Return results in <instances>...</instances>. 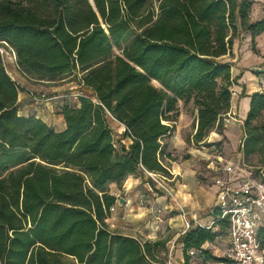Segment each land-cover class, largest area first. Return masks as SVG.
Wrapping results in <instances>:
<instances>
[{
  "label": "trees",
  "instance_id": "1",
  "mask_svg": "<svg viewBox=\"0 0 264 264\" xmlns=\"http://www.w3.org/2000/svg\"><path fill=\"white\" fill-rule=\"evenodd\" d=\"M252 2L0 0V44L27 76L76 74L91 90L76 104H61L64 128L56 130L18 112L20 86L0 55V264H164L167 237L139 239L108 227L116 202L109 187L129 175L167 173L161 140L178 100L197 109L195 142L222 132L238 76L221 59L232 55L240 32L253 41L264 31V18L250 20ZM249 97L244 156L264 154V125L253 123L264 93ZM110 119L122 127L119 147ZM261 163L252 168L264 182ZM214 226L227 236L228 220L218 219L176 239L182 264H189L188 250L216 238ZM257 239L264 264V219Z\"/></svg>",
  "mask_w": 264,
  "mask_h": 264
},
{
  "label": "rangeland",
  "instance_id": "2",
  "mask_svg": "<svg viewBox=\"0 0 264 264\" xmlns=\"http://www.w3.org/2000/svg\"><path fill=\"white\" fill-rule=\"evenodd\" d=\"M252 6L250 11V20L256 21L261 18H264V0H252ZM250 32H240L239 37L234 39V42L237 40L241 41L240 44L248 43V49H247V55H244V46H241L240 51L238 50L237 53H232L231 56H225L221 59L222 62H227L231 64V76L236 77L237 75L242 76V74H246L250 77L251 80L254 82L258 81L260 84V92L264 93V31L257 34L253 41L249 37ZM8 53L3 54L2 57V63L10 75L12 79H14L18 85L20 86V92H22L26 98H22L21 100V108L29 113H40L45 115L46 119L53 123L56 127L59 126V120H58V114L60 112V106L62 103H70V104H76L77 99L74 98V94L79 93L83 96L91 95V90L84 87L79 83L78 75L76 74H70L67 75L64 78L61 79H55V80H46V79H35L32 77L27 76L21 68L18 66L15 58L11 56V52L6 49ZM113 53H118L117 48L115 47L113 49ZM246 71V72H245ZM239 78V79H240ZM258 79V80H256ZM242 79L239 80V82L234 80V83L232 84V88H234V85L236 83H240ZM153 84L158 86V83L156 81H153ZM43 95V96H42ZM239 95V94H238ZM28 97V98H27ZM38 98L39 100H35L34 98ZM42 97V98H40ZM235 97V96H234ZM233 97V98H234ZM29 99V100H28ZM23 100H26V103H23ZM235 99H231V107L234 105ZM176 112L173 116V121H171V128L170 132L166 134L164 137H162L161 143L163 144V163L165 168L167 169V173H159L162 175L163 179H161V183L163 186L167 187L168 189L172 190V187L170 183L168 182L170 179V174L168 171V168L170 167L169 164H171L169 160L174 159H191L194 160L195 164L197 165L196 168V177L198 181V185H200V189L205 188L207 189L209 186L212 185V175L219 174V172L209 171L206 168V158L202 155V153L206 152V149L210 145V143L206 142V138L208 135H210L211 132H215L218 134L217 138L219 140H216L214 143L211 144L213 147L211 150L215 152L216 155L225 156L223 158H235L239 159L241 162V165L243 168H245L246 171L250 170L251 173L254 171L252 166L260 165L262 164L261 161L264 160V154L262 153H254L248 156H244L242 151L239 150L240 147V140L241 137H238V129L236 126H229L230 131L228 130V140L224 135V130L226 129V126L231 122L236 125H239L241 130L243 127V122L246 118V115L244 118H240L238 115L230 113V116H232L234 119H231L227 115L223 117L222 123H223V130L222 132H218L217 130L213 129L209 132L207 137L202 142H195L192 137L190 136L191 131L188 129L186 133L184 134L185 141L188 142L189 147L185 145V149L181 152H172L170 150V144L171 141L175 139L174 137V130H176L175 126L176 124L174 122H177L179 119V115L181 112H184L186 117L192 118L194 114L197 113V109L194 108L193 104L191 102L184 103L182 100H178L176 104ZM234 108V106H233ZM224 118H228L229 122H226ZM254 124L257 125H264V110L261 112L259 117L253 121ZM110 126L113 129L114 138L116 141V146L119 147V140L121 139V125L117 123L115 120L110 119L109 121ZM234 127V128H233ZM239 138V141L237 142ZM192 139V141H191ZM127 142V140H124ZM121 143V142H120ZM201 146V147H200ZM202 147H205L206 149L203 150ZM210 151V150H209ZM146 177V178H144ZM138 178V181L144 180L149 181L152 189L160 193H165V190L162 188V186L158 185L153 179L148 176L145 173V176L140 177V175H129L124 180L120 182V184L116 185H110L109 189L112 193L113 188H122L125 182L127 183H134V179ZM161 178V177H156ZM163 181V182H162ZM172 201V200H171ZM176 201V200H175ZM174 203V200H173ZM177 203V202H176ZM145 204V201L142 203V205ZM162 209V208H160ZM174 209V208H173ZM176 209V208H175ZM178 209V208H177ZM175 211V210H172ZM114 212V211H113ZM176 213V212H171ZM113 214H110L109 217L106 219V222L108 224V227L113 231H123L127 234H130L134 237H137L139 239H149L154 240L156 238H149L144 237L142 234V223L138 220H126L125 218H113ZM263 220V219H262ZM170 230V229H168ZM213 230L216 231L217 236L216 238L211 242H206L204 244V249L209 252L211 257L215 258H227L226 254V231L220 227L214 226ZM142 233V234H141ZM174 235L173 231H167V229L164 230L163 234L157 235L158 237H170ZM182 246H179L176 248V246L172 245L171 242L167 244V252L162 253L161 256L163 257L164 264H182L183 262V254L181 250ZM178 250V254L181 253L182 262L179 260H176L174 257L175 251ZM170 252L172 253V256H170ZM204 254L203 256H197L193 255L190 256L189 264H232L231 262H220L217 260H214L212 258L207 259ZM172 257V258H171Z\"/></svg>",
  "mask_w": 264,
  "mask_h": 264
},
{
  "label": "crops",
  "instance_id": "3",
  "mask_svg": "<svg viewBox=\"0 0 264 264\" xmlns=\"http://www.w3.org/2000/svg\"><path fill=\"white\" fill-rule=\"evenodd\" d=\"M249 37L251 39V34H249ZM240 42L241 41L239 40L233 42L232 53L234 52L237 53L238 50L240 51L241 46L242 47L244 46V51H245L244 55H247L248 43L240 44ZM237 76L238 77L235 81L239 82L240 79H242V81H240L239 84L236 83L233 88L237 92V95L234 98L232 97V99H235L233 105L234 108L233 106L230 107V110L225 114L231 119L234 118L230 116V113L238 115L240 118H244L249 109V102H250L249 95L253 92H260V84L258 81L254 82L246 74H242L241 78L239 75ZM22 98H26V96L19 91L17 98V108L20 114L25 116L35 115L37 118H40L48 125L55 128L56 130H62L64 128V121L62 114L60 112L57 116L60 124L58 127H56L53 123H50L46 119L45 115L40 113H32V112L29 113L24 111L20 106L22 105L21 104ZM24 102L26 103V100L25 101L23 100V103ZM225 115L223 117H225ZM196 116L197 113L194 114L192 118H189L186 117L184 112H181V114L178 116L179 117L178 121L174 122L176 124L175 126L176 130H174L175 139L172 140L170 144L171 145L170 150L172 152L183 151V149L186 148L185 145L189 147L188 142L185 141L184 134L189 129L191 131L190 136L191 137L193 136L197 124ZM224 119L226 122H229L228 118H224ZM229 126H236V128L238 129V134H237L238 137L242 135V130L240 126L230 122L226 126V129L224 130V135L227 138V140H228V130L229 131L231 130ZM217 136H218L217 133L211 132L210 135H208V137L206 138V142L210 143V145L208 146L207 149L205 147H202L203 150L206 149V152L202 153V155L205 156L206 158V168L209 171H214V172L216 171L215 169H213V166H215L216 164L215 156L217 155L215 154L214 151L211 150L213 148L211 144L214 143L216 140H219ZM238 141L239 138L237 142ZM220 157H225V156L220 155ZM168 161L171 163L169 164L170 167L168 168L169 174L171 175L168 182L172 187L174 199L168 198V196L165 193L158 194L157 192H155L152 189L149 181H144L143 179L138 181V178H136L134 179V183L128 184L126 181L122 188H117V187L113 188L112 193L116 197V202L114 204L115 210L111 214H113L112 215L113 218H120V220L125 218L127 221L131 219L134 220L136 217L135 220H138L142 223L143 229L141 232H143V234L142 233L141 234L144 237L157 238V235L163 234L165 229H167V231L174 230V235L167 237L169 239L167 241V244L171 242L172 245L176 246L177 248L181 246V243L175 241L182 234V231L184 229V221L179 213V209H177L178 206L183 207L184 211L186 212V217L190 223L206 224L208 223V221H210L212 217L210 211L213 202L215 200L217 187L213 183V177L215 175L214 174L212 175V185L209 186L207 189L205 188L200 189L201 186L198 185V181L196 177L197 165L195 164L194 160L168 159ZM111 185L115 186L114 183H112ZM140 198L144 199L145 201L144 205L140 203L139 201ZM171 212H176V213L171 214ZM118 232L125 235H130L123 231H118ZM226 251H227V239H226ZM181 255L182 254L181 253L178 254V250H176L173 258L182 262ZM170 256H172L171 252H170Z\"/></svg>",
  "mask_w": 264,
  "mask_h": 264
},
{
  "label": "built area",
  "instance_id": "4",
  "mask_svg": "<svg viewBox=\"0 0 264 264\" xmlns=\"http://www.w3.org/2000/svg\"><path fill=\"white\" fill-rule=\"evenodd\" d=\"M6 49L11 52V56L16 60L14 51L0 44L1 59L3 54L8 53ZM236 95V90L232 88L231 96L234 97ZM73 96L78 100V97L83 95L76 93ZM34 99L39 100V97ZM215 161L216 164L213 169L219 174L213 177L217 192L210 211L212 217L206 224H192L187 219L183 207L178 206L179 213L184 221L182 233L191 226L210 228L216 220L227 219L226 254L231 259V263L260 264L263 250L259 247L257 229L262 223V219H264V182L254 174V171L251 173L250 170L246 171L245 168L240 166L241 162L238 158H223L217 155L215 156ZM147 175L158 185L162 186L168 198L174 199L173 191L163 186L160 182L163 179L162 175L153 172H148ZM139 201L143 203L144 199L140 198ZM114 210V205H112L110 212L112 213ZM202 250H204V245L200 249L188 250L187 254L199 256Z\"/></svg>",
  "mask_w": 264,
  "mask_h": 264
}]
</instances>
